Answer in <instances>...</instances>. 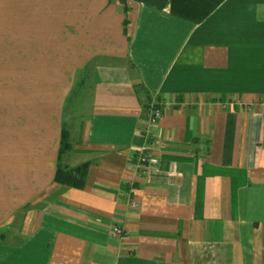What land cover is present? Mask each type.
I'll list each match as a JSON object with an SVG mask.
<instances>
[{"label": "crops", "instance_id": "obj_1", "mask_svg": "<svg viewBox=\"0 0 264 264\" xmlns=\"http://www.w3.org/2000/svg\"><path fill=\"white\" fill-rule=\"evenodd\" d=\"M0 264H264V0H0Z\"/></svg>", "mask_w": 264, "mask_h": 264}, {"label": "trees", "instance_id": "obj_2", "mask_svg": "<svg viewBox=\"0 0 264 264\" xmlns=\"http://www.w3.org/2000/svg\"><path fill=\"white\" fill-rule=\"evenodd\" d=\"M224 0H171L172 12L185 19L194 22H201L212 13ZM89 168V162L69 168L59 167L56 174V181L83 188Z\"/></svg>", "mask_w": 264, "mask_h": 264}, {"label": "built area", "instance_id": "obj_3", "mask_svg": "<svg viewBox=\"0 0 264 264\" xmlns=\"http://www.w3.org/2000/svg\"><path fill=\"white\" fill-rule=\"evenodd\" d=\"M163 115V110L161 107L155 106L152 108V112L149 115V123L150 124H156L160 121V119L162 118ZM146 133L148 136H151L153 142V145H159L160 141L158 139H155L154 136L155 134L152 132V130L150 129H146ZM138 164L140 166H142V168L144 169V171H146V167H148L149 165H154L158 162V158L155 155V152L153 151V149L149 146L147 147H142V149L137 153L136 155ZM133 205L135 206L136 203H133ZM113 232L116 235L122 234L123 233V229L121 226L116 225L113 229Z\"/></svg>", "mask_w": 264, "mask_h": 264}]
</instances>
